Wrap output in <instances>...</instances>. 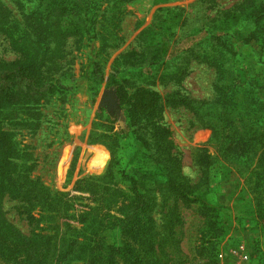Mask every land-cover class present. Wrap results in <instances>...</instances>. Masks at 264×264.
<instances>
[{
	"label": "trees",
	"instance_id": "obj_1",
	"mask_svg": "<svg viewBox=\"0 0 264 264\" xmlns=\"http://www.w3.org/2000/svg\"><path fill=\"white\" fill-rule=\"evenodd\" d=\"M131 1L25 0L20 2V7L26 11L22 17L0 1V34L19 55L14 60L0 57V264H121L122 257L139 264L134 250L140 245L150 249L156 242L154 207L158 192L183 201L200 200L196 188L188 185L181 159L173 151L175 144L164 115L165 105L156 90L144 85L155 84L154 80L139 77L136 85L133 81L135 90L131 92L125 89L131 82L129 77L115 75L110 79L109 84L118 87L121 101L126 104L127 133L124 130L126 134L122 137L115 132L91 134V141L101 140L109 148L111 161L103 175L86 176L77 182L74 190L80 195L58 191L46 185L42 177L33 176L39 159L33 151L36 146L30 144L22 148L17 140L23 132L40 138L48 120L55 128L51 147L62 145L68 139L65 124L44 113L47 104L56 100L63 105L78 88L72 68L63 60L65 44L69 36L78 37V44L86 33L89 34L87 27L91 28L93 17L84 13L93 8L100 10L111 2L112 7L119 9ZM251 1V9L245 7L243 0L233 8L207 17L203 25L205 36L187 47H180V43L175 45V50L182 54L168 61H163V56L170 36L180 22L184 25L189 18L181 20L182 8L160 9L156 24L144 32L141 50L132 49L127 54L132 55L130 66L161 63L175 66L173 73L162 75V82L164 78H174L180 83L188 73L190 56L218 70L216 90L217 95L224 97L223 101H218L219 96L208 102L175 91L167 95L166 105H183L192 110L213 130L215 141L219 138V128L222 130L220 125L228 130L220 153L240 172L249 169L248 178L255 176L254 190L264 197V114L259 115L258 110L264 107V96L260 94L264 92V85L249 73L241 81L236 59L239 53L232 35L235 27L247 28L251 24V31L244 35L242 43L255 41L264 55V0ZM199 3L205 4L206 0ZM119 13L111 11V7L106 8L102 14V23L106 24L104 30L99 36L90 33L89 39H99L101 48L112 47L117 35L110 28L120 20ZM254 56V63L264 64L262 57L256 59ZM122 57L125 59L124 55ZM93 65L95 68L87 79L98 83L104 76L100 64L93 62ZM224 106H231L234 114L227 116ZM99 116L102 117L101 113ZM128 134L143 147V157L134 166L126 163L120 153L124 148L123 137ZM54 157L48 164H54ZM198 162L208 182L215 158L205 149L198 156ZM255 164L253 169H257L251 170ZM5 200L13 202L19 218L27 221L30 234H24L10 222L9 209L4 208ZM74 221L83 226L77 227ZM104 230H109L114 241L111 239L112 244L104 245L100 237L101 252L96 253L91 235ZM127 234L131 242L124 240ZM29 249L34 250L37 258L30 257ZM130 253L133 254L131 259Z\"/></svg>",
	"mask_w": 264,
	"mask_h": 264
},
{
	"label": "rangeland",
	"instance_id": "obj_2",
	"mask_svg": "<svg viewBox=\"0 0 264 264\" xmlns=\"http://www.w3.org/2000/svg\"><path fill=\"white\" fill-rule=\"evenodd\" d=\"M0 1L20 17L26 12L20 7V2L25 0ZM242 1L206 0L205 4H200V0H132L119 9L112 7L111 2L100 10L94 8L89 10L84 13L87 17H93L91 28L87 27L89 34L86 33V37H82L78 44L76 43L78 37L69 36L65 44L66 55L63 60L64 63L67 61L78 80L77 91L72 93L63 105L60 101L53 100L44 109V113L50 119H60L65 124L69 133L68 139L62 145L51 147L55 134L51 120L45 124L43 134L39 135L40 138L38 135L31 137L25 132L17 136L20 147L30 144L36 146L33 151L39 159L33 176L42 177L46 185L58 191L80 195V192L74 190L80 179L86 176H101L108 168L107 166L102 172L89 171L88 162L92 154L88 149L92 145L100 144L109 150L101 140L91 141V134L115 132L122 137L127 133L128 115L124 108L126 104L121 101L122 96L118 87L109 84L110 79L115 75L129 77L131 82L125 86V89L131 92L135 90L133 81L136 85L139 77L155 81V84L144 85L156 90L165 105L164 115L172 130L175 144L173 151L181 159L188 185L196 188L200 200L183 201L158 192L154 207L158 232L155 234L156 242L150 249L140 245L134 250L139 264H264V197H260L254 190L255 176L248 178L249 169L240 172L220 153V145L226 140L228 130H223L220 125L222 130L219 128L217 133L219 138L215 141L213 130L206 127L192 110L183 105H166L165 102L167 95L175 91L208 102L219 96L218 101H223L224 97L217 95L216 90L218 70L190 56L187 62L188 73L180 83L175 82L174 78H164L165 81L162 82V75L173 73L175 66L167 67L162 65L163 63L155 66L148 64H142L140 67L130 66L129 60L132 55L127 54L132 49L141 50L144 32L156 24L158 19L156 16L160 9L182 8L184 13L181 20L183 21L184 17L189 18L184 25L180 22L175 27L174 34L170 36L167 52L163 56V61H168L182 54V51L175 50V45L180 43V47H187L186 45L199 42L200 38L205 36L206 28H203V25L207 17H213L217 11L233 8ZM252 5L251 0H245V7L251 9ZM110 7L111 11H120L118 14L120 20L116 21V26L110 28L117 37L112 47L101 48L100 40L89 39V36L91 34L99 36L102 33L106 26L102 23L104 20L102 14ZM76 24L81 27L78 21ZM251 27L252 25L249 24L247 28L237 26L233 29V40L239 53L236 58L237 71L241 74V81H244L249 73L252 77L257 76L258 81L264 85V64L256 61L254 63L253 60L254 55V58L262 57L264 60L260 47L253 40L246 44L242 43L244 35L251 31ZM18 56V53L10 48L5 36L0 34V57L14 60ZM93 62L100 64L104 76L98 83L87 79V75L92 74L95 68ZM260 94L264 96V92L261 91ZM230 108L231 106L225 107L224 113H227V116L234 114V110L231 111ZM258 110L259 115L264 114L263 106ZM95 123L102 126L95 127ZM123 138L124 148L120 153L126 158V163L128 161L134 166L143 157V147L140 143L132 141L129 134ZM205 149L215 158L216 163L214 170L210 172L208 182L204 180L206 174L198 162V156ZM45 155L47 157H44ZM53 157L54 164H48ZM259 157L260 154L256 156L255 162H258ZM255 166L256 164L251 170H256L257 168L253 169ZM185 169H188L191 175L186 174ZM5 207L9 209L7 217L10 222L24 234H30L31 227L27 221L19 218L13 208V202L5 200ZM111 213L118 215L116 211ZM74 224L79 228L83 226L82 223L75 221ZM105 235H107L106 239ZM129 235L127 234L124 240L131 242ZM91 236H94L93 245L96 253L101 252L100 237L104 239V245L112 244V240L114 241L109 230L96 232ZM37 254L41 255V252ZM29 255L31 258H37L34 250L29 249ZM131 255L133 254L130 253V259ZM121 264L137 263L126 261L122 257Z\"/></svg>",
	"mask_w": 264,
	"mask_h": 264
},
{
	"label": "clouds",
	"instance_id": "obj_3",
	"mask_svg": "<svg viewBox=\"0 0 264 264\" xmlns=\"http://www.w3.org/2000/svg\"><path fill=\"white\" fill-rule=\"evenodd\" d=\"M88 151L92 154L88 162L89 171L99 170L102 172L108 166L111 160L110 151L104 145L100 144L92 145ZM184 171L186 174L191 175L188 169H185Z\"/></svg>",
	"mask_w": 264,
	"mask_h": 264
}]
</instances>
